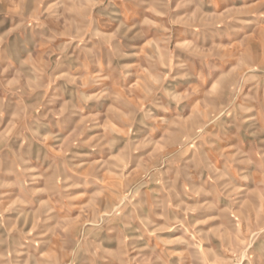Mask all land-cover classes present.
<instances>
[{
    "label": "rangeland",
    "instance_id": "374dc122",
    "mask_svg": "<svg viewBox=\"0 0 264 264\" xmlns=\"http://www.w3.org/2000/svg\"><path fill=\"white\" fill-rule=\"evenodd\" d=\"M0 264H264V0H0Z\"/></svg>",
    "mask_w": 264,
    "mask_h": 264
}]
</instances>
